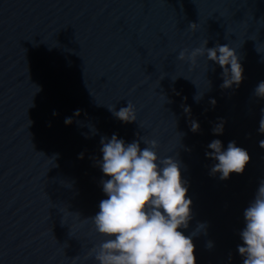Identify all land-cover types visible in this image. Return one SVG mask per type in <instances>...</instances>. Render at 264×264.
<instances>
[{
  "label": "water",
  "instance_id": "obj_1",
  "mask_svg": "<svg viewBox=\"0 0 264 264\" xmlns=\"http://www.w3.org/2000/svg\"><path fill=\"white\" fill-rule=\"evenodd\" d=\"M206 40L236 49L238 87L222 88L206 57L178 59ZM261 81L264 0H0V264H95L103 238L90 218L106 198L101 138L113 133L141 148L156 140L181 162L197 264H243V213L264 181ZM128 102L133 123L110 111ZM216 139L247 150L243 174H212Z\"/></svg>",
  "mask_w": 264,
  "mask_h": 264
},
{
  "label": "clouds",
  "instance_id": "obj_2",
  "mask_svg": "<svg viewBox=\"0 0 264 264\" xmlns=\"http://www.w3.org/2000/svg\"><path fill=\"white\" fill-rule=\"evenodd\" d=\"M207 43L206 40L191 52L182 50L178 59L196 63L206 57L222 69V88L238 87L244 79V68L236 49L227 44L209 48ZM255 94L264 98V81L259 82ZM211 103L215 104V100ZM110 111L124 123L137 120L135 106L130 102ZM78 114L79 109L74 112ZM64 122L70 125L72 118L66 117ZM191 130L199 131L198 122L191 123ZM259 131L264 134V118ZM213 132L222 134L223 125H217ZM143 142L146 147L141 148L139 141L128 143L115 133L101 138L102 159L98 166L106 177L101 181L106 198L99 202V211L90 220L103 239L93 247L92 259L95 264H197L193 236L182 231L189 227L193 205L183 166L173 157L161 158L156 140ZM260 146L264 147V141ZM207 147L210 151L206 156L215 161L211 172L222 180L233 173L243 174L250 163L247 150L235 142L225 148L216 139ZM243 215L245 226L239 233L243 243L237 246L243 264H264V181ZM199 228L204 230L205 226L201 224Z\"/></svg>",
  "mask_w": 264,
  "mask_h": 264
}]
</instances>
